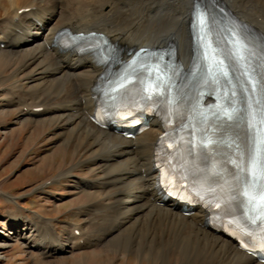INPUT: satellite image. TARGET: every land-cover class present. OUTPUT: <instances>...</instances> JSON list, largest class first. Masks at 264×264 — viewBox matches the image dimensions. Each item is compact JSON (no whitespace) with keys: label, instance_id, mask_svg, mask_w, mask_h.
Here are the masks:
<instances>
[{"label":"bare ground","instance_id":"bare-ground-1","mask_svg":"<svg viewBox=\"0 0 264 264\" xmlns=\"http://www.w3.org/2000/svg\"><path fill=\"white\" fill-rule=\"evenodd\" d=\"M224 2L264 40V0ZM193 6L194 0H0V58L14 65L9 75L0 78V113L16 109L21 124H48L58 142L83 156L75 166L58 172L56 182H63L78 169L88 174L76 176L73 191L82 201L72 203L80 219L67 224L63 236L41 213L35 212L32 218L9 213V239L1 240L0 247L22 241L44 257H61L100 245L121 258L131 256L153 264H259L233 241L209 230L204 211L185 216L175 202L161 204L154 168L160 122L154 121L133 140L97 128L92 122L94 88L102 68L95 56L64 52L55 44L63 29L96 32L126 48L158 49L172 43L176 57L166 52L168 65L190 66L182 72L181 82L191 83L195 67L205 70L201 54L218 34L211 29L204 40L196 35L199 48L193 53ZM253 62L249 58L248 63ZM257 64L262 66L260 82L264 61ZM228 72L231 77L227 79L217 77L222 84L219 90L239 101L237 115L248 119L249 104L256 112V98L264 96V88L252 92L251 87L237 84L239 71L233 73L228 68ZM253 93L256 98L248 97ZM260 102L264 113V101ZM212 129L236 141L248 136L236 120L214 116ZM222 135L216 140L223 139ZM244 143L241 149L246 153L250 141ZM53 185L57 184L52 180L40 184L33 193L40 194ZM94 211L103 215L91 218Z\"/></svg>","mask_w":264,"mask_h":264},{"label":"rangeland","instance_id":"rangeland-1","mask_svg":"<svg viewBox=\"0 0 264 264\" xmlns=\"http://www.w3.org/2000/svg\"><path fill=\"white\" fill-rule=\"evenodd\" d=\"M12 64L9 59L0 58V78L9 75ZM17 118L16 109L0 113V241L9 239L6 232L10 227L6 218L9 213L23 218L41 213L51 219L53 228L63 236L66 225L80 219L75 216L73 206L77 200L82 201L81 195L73 191L76 176L88 174L83 168L78 169L63 182H56L55 176L75 166L83 156L75 154L73 147L66 148L58 142L59 137L48 124H21ZM51 180L57 185L40 194L33 193L36 186ZM94 212L91 218L103 215V212ZM11 244L0 247V264H153L131 256L121 258L115 252L100 249V245L97 249L78 250L61 257H44L35 249H28L22 241Z\"/></svg>","mask_w":264,"mask_h":264},{"label":"snow or ice","instance_id":"snow-or-ice-1","mask_svg":"<svg viewBox=\"0 0 264 264\" xmlns=\"http://www.w3.org/2000/svg\"><path fill=\"white\" fill-rule=\"evenodd\" d=\"M195 7V16L196 18L199 20L200 22V26L204 27L205 25H208V31H210V23L209 20L207 18L206 12L204 10H202V7L200 5L199 2H197V4L194 6ZM201 40L204 39L203 36L199 37ZM243 47V46H241ZM244 57L241 56V59H243ZM221 64H223V61H221ZM221 73L227 77L228 76V72L224 71L223 68H221ZM249 84L251 86V91L255 92L257 90L258 87V82L256 81L255 77L252 75H249ZM259 85L264 88V78L261 79V81L259 82ZM256 103H259V101H256ZM249 109L250 111V115L252 116L253 119H255V109H253L252 105L249 104ZM226 119H232V112H228L226 114ZM257 151H259V147H257ZM249 166H250V174L252 175L253 179L255 180L256 177V157L255 156H251L249 158ZM245 195H248L247 192H245ZM255 197L249 196V202H251V200H253ZM264 198V197H262Z\"/></svg>","mask_w":264,"mask_h":264}]
</instances>
